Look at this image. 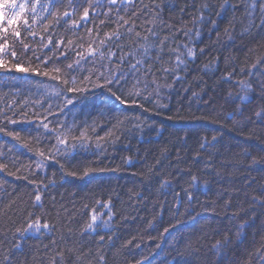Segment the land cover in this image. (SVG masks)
<instances>
[{
  "label": "trees",
  "instance_id": "obj_1",
  "mask_svg": "<svg viewBox=\"0 0 264 264\" xmlns=\"http://www.w3.org/2000/svg\"><path fill=\"white\" fill-rule=\"evenodd\" d=\"M16 3L0 264H264V0Z\"/></svg>",
  "mask_w": 264,
  "mask_h": 264
},
{
  "label": "snow or ice",
  "instance_id": "obj_2",
  "mask_svg": "<svg viewBox=\"0 0 264 264\" xmlns=\"http://www.w3.org/2000/svg\"><path fill=\"white\" fill-rule=\"evenodd\" d=\"M110 3L115 4L116 0H110ZM5 8H12V9H17L18 8L19 11H14L13 15L11 17H6L5 11H4ZM25 9H26L25 4H23V3L17 4L16 0H0V21L6 20L7 25L11 26L15 21L18 20V18L21 16V14L25 12ZM88 14H89L88 10L85 9L84 13H83L84 18H87ZM65 15H67V13ZM24 23L27 24V20H25ZM7 31H8L7 27H0V32H7ZM14 35L16 37H19L20 36V32L16 31L14 33ZM6 47H8V41L5 39L2 43H0V53H2ZM27 47H28V45L25 44L24 48L26 49ZM187 54H188L189 57H194V53H193L192 49H188V53ZM10 55H11L12 58H14L17 55V53H16L15 50H12L10 52ZM37 60L39 61L40 57H37ZM43 62L47 63V60H45ZM178 62L179 63H183V61H178ZM138 63H139V61H138ZM68 67L71 68L72 65H68ZM0 69H3L5 72H10V71H13V70H15L16 72H22V71H29L30 70L32 72H35L36 74H39L36 69H29V68L23 67L22 62H13V63L9 64L3 58H0ZM56 71H59V69H56ZM43 74L45 76H48L49 72L45 71ZM120 79H121L120 75H114V76H111V77H106L105 78V84L106 85H113L115 83H118ZM65 83H67V81H65ZM72 84L75 85L76 81L73 80ZM101 86H104V85H101ZM69 90L70 91H76L77 89L75 87H73V88H71ZM118 91H119V89H118ZM112 94L116 97L117 100L120 101L121 104H126V103L136 104V100L135 99H132V100L127 99L126 97L123 96L122 92H121L120 95H117V92L113 91ZM134 94L138 95V93H130V95H134ZM67 102L69 104L72 103L71 99H69ZM9 107H11V105H9ZM5 118L6 119H10L9 117H6V116H5ZM11 122L15 123V120H11ZM42 124H43V127L45 129H48V124L43 123V122H42ZM3 130H4L3 128H0V131H3ZM84 136H85V133L81 132L80 133V138H84ZM213 139H215V137H213ZM66 143H67V138L65 137L63 139H60L59 138V134H58L57 144L59 145V144H66ZM73 147H74V145H73ZM97 147H100V145L97 144ZM56 150L57 151H61V149H59L58 147H57ZM63 151L66 152L67 149H64ZM40 155L43 156L44 153L41 152ZM3 167H5V165L0 164V168H3ZM85 175H87V172H85ZM40 199H41L40 195L37 194L35 196V200L36 201H40ZM96 219H97V217L95 215H93L92 216V221L95 222ZM36 226L39 227V221H37ZM29 227H31V225H29ZM43 227L44 228H48V224L45 223L43 225ZM89 227H91V225H89ZM101 239H103V237H101ZM256 254L260 255V256H264V250H260Z\"/></svg>",
  "mask_w": 264,
  "mask_h": 264
}]
</instances>
